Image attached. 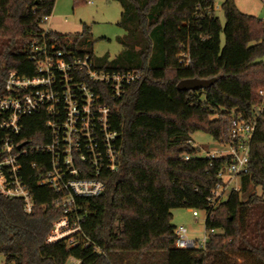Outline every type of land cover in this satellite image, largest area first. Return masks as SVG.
<instances>
[{
	"label": "trees",
	"instance_id": "trees-1",
	"mask_svg": "<svg viewBox=\"0 0 264 264\" xmlns=\"http://www.w3.org/2000/svg\"><path fill=\"white\" fill-rule=\"evenodd\" d=\"M55 1L0 0L1 73L33 75L25 40L39 37L40 23L51 15ZM114 1L122 9L119 26L128 32L123 45L133 51L128 67L99 68L133 72L140 79L111 105L117 169L102 171V194L77 201L89 245L45 242L61 213L51 206L55 194L37 186L39 171L29 168L39 157L26 155L23 173L35 209L26 215L20 201L0 194V256L5 264H66L68 257L80 264H264V116L257 119L250 143L248 173L239 177V189L216 206L208 199L226 160L199 157L191 144L199 131L216 143L224 140L231 116L249 118L252 108L261 105L264 21L237 11L233 0L221 5L222 27L213 0ZM47 34L56 49L92 57L87 33ZM182 79L215 83L178 92ZM25 121L19 139L36 143L44 121ZM248 189L252 193L242 200ZM180 208L202 211L205 233L217 232L203 249L175 248L171 211Z\"/></svg>",
	"mask_w": 264,
	"mask_h": 264
},
{
	"label": "built area",
	"instance_id": "built-area-1",
	"mask_svg": "<svg viewBox=\"0 0 264 264\" xmlns=\"http://www.w3.org/2000/svg\"><path fill=\"white\" fill-rule=\"evenodd\" d=\"M261 2L264 6V0ZM49 19L50 16L41 21L39 37L32 35L25 40L26 58L33 65V75L0 72V194L20 201L23 212L32 214L34 197L26 183L22 161L26 155L39 157L29 168L39 171L37 186L55 194L51 206L61 213L51 223L45 242L65 240L69 248H74L89 245L82 235L83 216L77 201L102 194V171L113 173L119 165L118 136L111 131L112 102L140 76L133 72H107L96 67L89 55L56 49L46 39ZM187 64L185 59L184 65ZM257 96L262 103L252 108L249 118L236 114L229 119L227 136L221 140L223 150L205 156L226 160L217 175L220 182L208 199L211 207L238 190L237 186L229 189L230 183L248 173L250 143L257 119L264 116V90ZM31 117L44 121L43 133L34 137L36 143L19 139L26 127L25 120ZM191 214L194 218L198 215L196 211ZM186 233L182 227L175 229L176 249H203L208 236L217 234L212 230L204 232L198 242ZM67 259L66 264H80L72 257Z\"/></svg>",
	"mask_w": 264,
	"mask_h": 264
},
{
	"label": "rangeland",
	"instance_id": "rangeland-1",
	"mask_svg": "<svg viewBox=\"0 0 264 264\" xmlns=\"http://www.w3.org/2000/svg\"><path fill=\"white\" fill-rule=\"evenodd\" d=\"M226 0H213V12L219 19L221 27L224 25V15L221 5ZM234 6L240 13L250 15L264 21V6L261 0H233ZM121 6L114 0H56L50 19L47 22L48 30L53 34L74 37L87 33L92 42L91 50L96 67L111 68L112 66L128 67V54L132 53L130 47L123 43L127 38L126 30L119 26L122 18ZM45 28V26H43ZM220 46L223 47L224 37L220 33ZM264 61V59H263ZM222 141H213L210 135L202 131L191 136V144L199 151L198 156L217 153L223 150ZM239 187V179L230 183V188ZM239 189V188H238ZM252 193L248 189L241 196L242 200ZM260 195V189H256ZM228 194V191L227 193ZM192 211L187 208L171 211V224L175 228L186 229V236L200 242L204 232L205 214L197 212V217L192 216ZM239 262H241L239 260ZM0 264L5 261L0 256Z\"/></svg>",
	"mask_w": 264,
	"mask_h": 264
},
{
	"label": "water",
	"instance_id": "water-1",
	"mask_svg": "<svg viewBox=\"0 0 264 264\" xmlns=\"http://www.w3.org/2000/svg\"><path fill=\"white\" fill-rule=\"evenodd\" d=\"M215 83V79H182L176 86L178 92H197L198 90H205Z\"/></svg>",
	"mask_w": 264,
	"mask_h": 264
}]
</instances>
